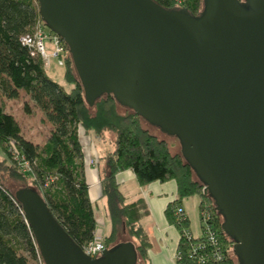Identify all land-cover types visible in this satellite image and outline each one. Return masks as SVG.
<instances>
[{
    "label": "water",
    "instance_id": "obj_1",
    "mask_svg": "<svg viewBox=\"0 0 264 264\" xmlns=\"http://www.w3.org/2000/svg\"><path fill=\"white\" fill-rule=\"evenodd\" d=\"M89 107L112 96L176 137L222 218L237 264H264V0H203L193 17L152 0H38ZM43 264H137L132 240L92 259L41 194L20 186Z\"/></svg>",
    "mask_w": 264,
    "mask_h": 264
},
{
    "label": "trees",
    "instance_id": "obj_2",
    "mask_svg": "<svg viewBox=\"0 0 264 264\" xmlns=\"http://www.w3.org/2000/svg\"><path fill=\"white\" fill-rule=\"evenodd\" d=\"M152 1L167 10L184 9L193 17L200 13L203 2ZM37 23L48 29L41 20L38 0H0V148L6 155V160L0 161L3 175L0 176V264H38V249L21 205L5 187V176L21 186L35 188L57 222L81 249L93 240L97 224L84 176L80 130L97 138L107 131L115 136L114 151L107 156L106 170L100 179L111 227L110 234L104 238L105 248H111L118 238L126 235L132 239L138 259H147L148 236L139 225L144 201L127 203L116 182L118 173L131 171L140 187L154 182L176 183V199L165 210L167 222L179 234L176 264H197L189 258L188 251L203 236L194 237L190 233L189 220L181 206L184 199L193 196L200 197V215L206 209L210 212L212 228L224 248L225 259L210 264H236L232 259V242L221 230V216L181 155L171 154L169 145L144 129L142 119L132 111L124 108L120 113L122 107L112 96H104L89 107L69 52L64 56V80L72 86L71 90L65 91L48 77L43 58L32 55L33 51L20 42L21 37L33 32ZM20 91L51 125L41 147L24 138L20 125L3 103L17 99ZM24 109L28 111L27 106ZM11 148L16 150L17 161ZM24 164L29 168L26 173L22 171Z\"/></svg>",
    "mask_w": 264,
    "mask_h": 264
},
{
    "label": "crops",
    "instance_id": "obj_3",
    "mask_svg": "<svg viewBox=\"0 0 264 264\" xmlns=\"http://www.w3.org/2000/svg\"><path fill=\"white\" fill-rule=\"evenodd\" d=\"M83 155L85 164L84 176L86 183L89 186V199L92 206L96 207L98 213H102L103 215V218L99 221L104 224L106 229V234L103 236L105 238L110 234L111 227L108 219L106 200L101 193L100 179L106 170L105 164L107 156L104 158L101 165L95 152V166L94 169H91L90 166L87 167L89 158L87 159L85 154ZM92 170H94L96 174V178H93L95 180H92L93 175L89 174V171ZM116 182L119 186L120 192L126 198L127 203L142 199L145 204V209L143 210L139 220V225L148 236L149 247L147 250V259L145 261L138 259L137 264H175V253L179 241V234L178 231L167 222L165 210L167 206L176 199V183L174 181L164 183L154 182L140 187L131 171L118 173L116 175ZM191 198L192 197L184 199L181 206L189 220L190 233L194 237H198L199 234L195 233V230L192 228L193 224L190 222V215H193L194 213L193 208L195 203H197L199 211L200 200L195 201ZM94 217L98 227V218L95 212ZM121 238L122 237L118 238L117 243L128 241Z\"/></svg>",
    "mask_w": 264,
    "mask_h": 264
},
{
    "label": "rangeland",
    "instance_id": "obj_4",
    "mask_svg": "<svg viewBox=\"0 0 264 264\" xmlns=\"http://www.w3.org/2000/svg\"><path fill=\"white\" fill-rule=\"evenodd\" d=\"M179 2H183V0H178ZM37 4V3H36ZM44 33L46 38L43 40L46 58H43L45 62V69L48 77H50L54 82L58 83L65 91H70L72 86L68 84L64 80V56L68 52V48L63 43V41H59V44L50 42L49 38V30L45 29ZM56 46H58L61 50V55L53 57V53L56 51ZM59 62L63 64L62 67L59 66ZM6 110L15 118L17 123L20 125L23 136L26 140L32 142L38 147H41L49 136V132L51 131V125L44 119L43 114L41 111L35 107V105L30 101L29 97L22 91L19 92V97L14 100H3ZM27 106L28 111L24 109ZM124 112V108H121L120 113ZM142 126L144 129L148 130L151 134L156 136L160 140H164L170 147L171 154H180V144L176 137L167 135L166 133L162 132L159 128L151 126L144 120H142ZM80 142L82 145V149L84 151L85 157L89 160L87 162V167L90 166L91 169H94L95 166V152L98 156L99 163L102 165L104 158L108 156L110 153L114 151V133L113 132H105L101 138L95 137L92 133L89 135L84 134L83 130H80ZM13 151V159L15 160L16 150L11 148ZM92 153V154H90ZM90 156V157H89ZM6 160V155L2 152L0 148V161ZM11 163V162H8ZM22 171L26 173L28 169L23 166ZM89 174H92L93 178H96V174L94 170L89 171ZM2 173H0V176ZM3 176V175H2ZM195 178V177H194ZM4 184L5 187L14 193L21 185L14 182L13 180L9 179L7 176L4 177ZM191 199L197 201L200 200L199 196H194ZM207 204V203H206ZM208 205V204H207ZM93 210L98 218V227L96 226L95 233H100L102 236L106 234V229L104 224H102L99 220L103 218L102 213H98L95 206H93ZM194 213L190 215L192 222V228L195 230V233L202 235V220L200 211H198L197 203L194 205ZM121 239L123 240H132L128 236H124ZM233 249V243H232ZM177 252L175 253V255ZM233 261L237 264L235 257L233 256ZM176 264V263H175Z\"/></svg>",
    "mask_w": 264,
    "mask_h": 264
},
{
    "label": "built area",
    "instance_id": "obj_5",
    "mask_svg": "<svg viewBox=\"0 0 264 264\" xmlns=\"http://www.w3.org/2000/svg\"><path fill=\"white\" fill-rule=\"evenodd\" d=\"M44 30L45 28L44 27L42 28L41 24L37 23L32 33L25 34L20 39V42L24 46H27L33 51L32 55L39 54L42 58L47 57L43 44V40L46 38ZM48 36L50 38V42L56 43V45L59 44L60 38L56 34L49 31ZM56 48L57 49L53 53V57L57 58L58 56L61 55V50L58 46H56ZM58 64L60 67L63 66L61 62H59ZM15 160L16 161L18 160L17 155H15ZM24 166L29 170L27 164H24ZM201 217L203 218L202 220L203 240L197 242L196 245L191 247V249L188 251L189 258L191 260H194V262H196L197 264L220 263L225 259V253L222 243L220 242L216 232L212 228L211 214L206 209L201 213ZM105 249L106 248L104 246V237L99 233H95L93 240L89 242L87 245H85L82 250L85 253V255H87L88 257L92 259H96L101 256L102 252ZM177 256L178 255L176 254L175 260L179 259ZM37 261L38 264H43L39 252H37Z\"/></svg>",
    "mask_w": 264,
    "mask_h": 264
}]
</instances>
